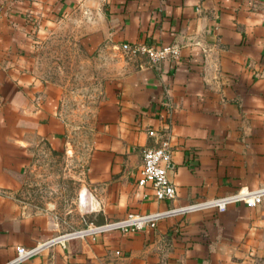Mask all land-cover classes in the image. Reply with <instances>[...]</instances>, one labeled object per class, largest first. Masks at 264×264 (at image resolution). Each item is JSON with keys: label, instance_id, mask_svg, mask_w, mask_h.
Segmentation results:
<instances>
[{"label": "crops", "instance_id": "crops-1", "mask_svg": "<svg viewBox=\"0 0 264 264\" xmlns=\"http://www.w3.org/2000/svg\"><path fill=\"white\" fill-rule=\"evenodd\" d=\"M60 34L85 53L128 59L126 72L102 84L81 220L98 224L264 185V0H0V264L16 246L72 228L16 195L35 140L61 148V89L32 68L34 49L36 61ZM123 44L178 54L150 65ZM161 143L170 147V200L137 184L143 150ZM20 264H264V198L72 238Z\"/></svg>", "mask_w": 264, "mask_h": 264}, {"label": "rangeland", "instance_id": "rangeland-1", "mask_svg": "<svg viewBox=\"0 0 264 264\" xmlns=\"http://www.w3.org/2000/svg\"><path fill=\"white\" fill-rule=\"evenodd\" d=\"M40 50L32 68L42 80L61 89L59 118L63 125L61 148L52 150L35 140L34 151L26 157L20 174L17 198L31 208L49 209L69 222L73 231L88 222L81 220L83 169L93 146L95 110L101 99L102 84L109 77L127 71V56L111 51L88 52L65 43L60 34ZM121 63L123 65L121 66ZM65 233V232H64Z\"/></svg>", "mask_w": 264, "mask_h": 264}, {"label": "built area", "instance_id": "built-area-1", "mask_svg": "<svg viewBox=\"0 0 264 264\" xmlns=\"http://www.w3.org/2000/svg\"><path fill=\"white\" fill-rule=\"evenodd\" d=\"M121 50L130 55H144L150 65H157L164 58L175 59L177 49L174 47H147L143 45H121ZM152 135V133H149ZM170 164V147L167 143H161L156 147H149L143 150L141 166L137 184L140 186L150 184L152 194L158 200H170L174 197V186L168 179L166 171ZM264 198V185L254 189L239 187L233 193L215 197L199 202L189 203L183 206L171 207L161 211L145 212L138 214H128L123 218L106 220L103 223H88L84 227L59 234L55 237L38 243L35 246L24 248L15 247V255L3 264H20L37 254L43 248L53 244H63L72 238H93L97 234L106 232H133L144 227L153 228L156 222L164 217L184 214L190 211L214 208L222 211L227 204L241 202L248 207L259 204Z\"/></svg>", "mask_w": 264, "mask_h": 264}]
</instances>
